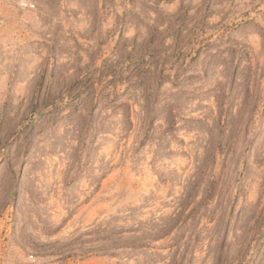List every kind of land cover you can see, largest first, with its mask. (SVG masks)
<instances>
[{
	"label": "rangeland",
	"instance_id": "1",
	"mask_svg": "<svg viewBox=\"0 0 264 264\" xmlns=\"http://www.w3.org/2000/svg\"><path fill=\"white\" fill-rule=\"evenodd\" d=\"M0 264H264V0H0Z\"/></svg>",
	"mask_w": 264,
	"mask_h": 264
}]
</instances>
